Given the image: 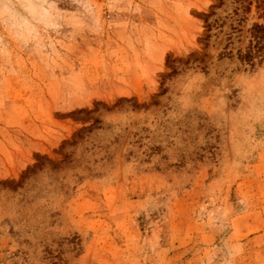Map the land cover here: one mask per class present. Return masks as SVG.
<instances>
[{
    "label": "rangeland",
    "instance_id": "374dc122",
    "mask_svg": "<svg viewBox=\"0 0 264 264\" xmlns=\"http://www.w3.org/2000/svg\"><path fill=\"white\" fill-rule=\"evenodd\" d=\"M257 0H0V264H264Z\"/></svg>",
    "mask_w": 264,
    "mask_h": 264
},
{
    "label": "trees",
    "instance_id": "16d2710c",
    "mask_svg": "<svg viewBox=\"0 0 264 264\" xmlns=\"http://www.w3.org/2000/svg\"><path fill=\"white\" fill-rule=\"evenodd\" d=\"M257 9L264 16V0H257ZM252 38L245 51L238 50V58L251 66L264 64V23L254 22L251 27Z\"/></svg>",
    "mask_w": 264,
    "mask_h": 264
}]
</instances>
